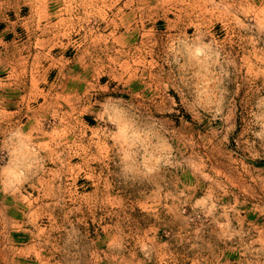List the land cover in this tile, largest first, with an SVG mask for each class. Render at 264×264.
<instances>
[{"label": "rangeland", "instance_id": "374dc122", "mask_svg": "<svg viewBox=\"0 0 264 264\" xmlns=\"http://www.w3.org/2000/svg\"><path fill=\"white\" fill-rule=\"evenodd\" d=\"M0 264H264V0H0Z\"/></svg>", "mask_w": 264, "mask_h": 264}]
</instances>
